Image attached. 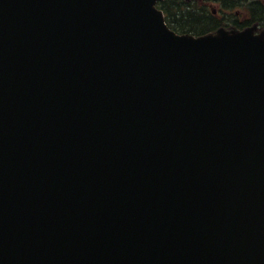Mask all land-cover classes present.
<instances>
[{
  "label": "water",
  "instance_id": "1",
  "mask_svg": "<svg viewBox=\"0 0 264 264\" xmlns=\"http://www.w3.org/2000/svg\"><path fill=\"white\" fill-rule=\"evenodd\" d=\"M158 1L0 0V264H264V33Z\"/></svg>",
  "mask_w": 264,
  "mask_h": 264
},
{
  "label": "trees",
  "instance_id": "2",
  "mask_svg": "<svg viewBox=\"0 0 264 264\" xmlns=\"http://www.w3.org/2000/svg\"><path fill=\"white\" fill-rule=\"evenodd\" d=\"M228 10L249 8L252 18L261 9L260 0H215ZM165 12L167 21L172 29L179 33H191L203 35L210 33L219 26V22L214 20L210 10L198 3L187 4L181 0H164L159 4ZM216 22V23H215Z\"/></svg>",
  "mask_w": 264,
  "mask_h": 264
},
{
  "label": "flooded vegetation",
  "instance_id": "3",
  "mask_svg": "<svg viewBox=\"0 0 264 264\" xmlns=\"http://www.w3.org/2000/svg\"><path fill=\"white\" fill-rule=\"evenodd\" d=\"M260 11L256 14L255 18H246L244 19V21H240L239 19L242 18L240 16L239 13H237V17L234 16H227L225 15L223 17V20H225L224 25L230 28H242L245 24V26L251 27V26H257L259 28V31H264V2L262 3L261 9H259ZM244 26V27H245Z\"/></svg>",
  "mask_w": 264,
  "mask_h": 264
},
{
  "label": "rangeland",
  "instance_id": "4",
  "mask_svg": "<svg viewBox=\"0 0 264 264\" xmlns=\"http://www.w3.org/2000/svg\"><path fill=\"white\" fill-rule=\"evenodd\" d=\"M240 17H242V18H240L239 20H240V21H244L245 16H240Z\"/></svg>",
  "mask_w": 264,
  "mask_h": 264
}]
</instances>
